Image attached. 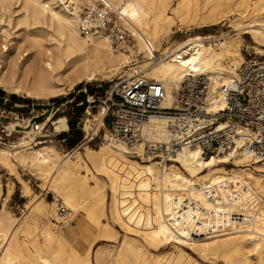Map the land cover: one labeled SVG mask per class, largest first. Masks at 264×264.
<instances>
[{"label":"bare ground","instance_id":"bare-ground-1","mask_svg":"<svg viewBox=\"0 0 264 264\" xmlns=\"http://www.w3.org/2000/svg\"><path fill=\"white\" fill-rule=\"evenodd\" d=\"M11 1L0 0V11L7 10ZM93 1L21 0L15 25H23L31 52L24 51L17 60L7 59L8 47L0 43V89L31 100L66 96L82 83L122 72L132 66L135 60L131 58L141 55L144 61L138 67L142 69L133 74L145 73L164 86V108L175 107V91L186 77L195 75L208 79L206 110L224 108L220 90L244 63L238 42L225 36L214 39L215 43H211V37H190L164 48L155 59L153 51H158L161 40L173 33L176 19L172 15L184 24L181 8L176 6L169 13L170 0H106L121 10L134 42L132 47L113 50L105 39L88 42L78 32L80 5ZM217 1L226 6L233 0ZM211 3L212 0H202L201 8L196 5L193 24L197 28L214 25ZM258 12L236 22L234 31L249 30L257 45L255 54L263 57L264 50L258 47H264V3ZM105 112L102 107L92 115L93 120L86 121L84 130L91 129V121L95 122L94 130L102 126ZM50 120L47 117L40 128L47 127L54 134L68 131L65 117ZM150 124L154 137L160 140L164 120L154 117ZM30 125V119H26L25 127L19 121L5 126L7 132L23 128L26 132L15 144L0 148V168L18 180L23 197L33 194L28 183L19 178L18 168L41 179L42 187L52 192L55 199L44 205L40 204L39 194L31 198L32 219L41 220L44 225L42 244L36 239L29 241L31 250L16 237L18 218L9 216L3 206L0 208V264H91V245L83 253L71 248L51 220L58 218L55 202L60 201L72 214L84 202L87 225L83 233L92 241L110 238L112 229L101 220L108 218L106 188L111 194L110 218L152 249L174 243L190 247L202 258H221L227 264H264V163H249L236 150L205 158L199 147L187 146L171 157L174 164L136 162L127 147L113 141L106 128L105 143L99 148L85 147L83 153L73 150L60 154L42 142L29 146L34 140V134L28 131ZM230 161L234 168L222 167ZM134 243L122 241L104 264H197L177 246L176 255L150 257L141 243ZM95 262L100 264L96 251Z\"/></svg>","mask_w":264,"mask_h":264},{"label":"built area","instance_id":"built-area-1","mask_svg":"<svg viewBox=\"0 0 264 264\" xmlns=\"http://www.w3.org/2000/svg\"><path fill=\"white\" fill-rule=\"evenodd\" d=\"M77 29L86 41L105 39L113 50L129 46L132 37L123 20L121 10L106 0H94L78 12ZM154 52L157 59L158 52ZM205 75L186 77L174 93L173 108H164V86L142 74L119 77L104 98L105 119L113 141L122 143L132 158L156 160L166 165L182 146L199 147L203 157L218 152L236 150L249 163H264V60L242 63L235 75L220 90L224 108L208 112ZM49 104V103H48ZM44 111L47 105H34ZM54 108L51 101L48 105ZM164 120V135L154 137L151 118ZM1 118V116H0ZM39 118L33 119L28 131L34 134L32 144L47 127L40 128ZM24 122V120L22 119ZM21 121V122H22ZM22 131L7 132L0 123V146L10 147V137ZM60 223H70L61 204L57 209Z\"/></svg>","mask_w":264,"mask_h":264},{"label":"rangeland","instance_id":"rangeland-1","mask_svg":"<svg viewBox=\"0 0 264 264\" xmlns=\"http://www.w3.org/2000/svg\"><path fill=\"white\" fill-rule=\"evenodd\" d=\"M241 1L242 0H233L230 3H227L225 6L219 3L217 0H212L211 6H213L214 8V25L204 28H197V25L193 24V20L194 18H196V5L197 7L201 8L202 0H170L168 12L170 13V11L176 6L181 8V14L184 18V24L181 25L182 23L180 24V22H178L177 17L172 15L173 18L176 19L174 22V24H176L173 25V33L169 34L168 37L161 40V46L156 52H158V54L160 55L164 48L172 45H177L190 37H211V43H215L214 39L225 36L224 38L229 41L235 40V42H238L241 48V55L244 59V62H256L264 60V56L258 57V55L255 54L256 51L254 50V48L257 47V45L254 43L249 30H243L241 32L234 31V25L236 22L247 20L259 13L258 10L263 5L264 0H249L250 2H248V4ZM20 2L21 0H12L7 10L5 9L4 11H0V19H2L0 20V43H6L8 47V52L6 55L7 59L11 58L17 60L19 59L20 54L24 51V53L31 52V50L27 47L25 38L26 33L24 31L23 25H15L16 18L21 13ZM85 3L86 2H84L83 5H80V9H82V7L86 5ZM244 31H246V33H244ZM133 44L134 42L132 40L129 46L132 47ZM258 48L264 50V47ZM133 59L135 61L132 62V66L123 69L122 72L116 73L112 76L109 75V78L104 80L82 83L69 91V94L66 96H59L47 100H31L22 98L18 95L10 94L0 89L1 93H3L2 95H0V123L4 126H7L8 123L19 121L24 126V122L22 121V119L24 121L26 119H30L32 123L33 119L39 118L38 121L43 123L49 116L51 117V122L58 117H65L68 125L67 132L54 134L52 133V131L44 130L42 134L47 136L42 137L38 140H40L42 144L52 146L60 154H66L72 152L73 150L83 153L85 147L97 149L105 143L104 129H108V120L105 119L103 121V125L98 129L95 128V130V122L91 121V129L87 132L84 130V125L87 120H93L92 115L97 114L99 110L102 109V107H105L103 102L106 96V92H108L110 87L117 82L119 77H130V75H132L135 70L139 71L142 69V67H138L143 64L144 59L142 58V56L138 55L134 58H131V60ZM131 68L135 69L132 70ZM140 74L149 79L145 73ZM51 101H54L55 103L54 108L48 106ZM34 105H47L45 106L47 108H43L45 109L44 111L40 109L37 110ZM50 121H48V123H50ZM48 123L46 124L47 126ZM21 131L24 134V132H26V129L23 128L21 129ZM23 134L10 137L9 140H13V142L11 141V144H15L18 139L23 136ZM77 134L80 135V141L78 143L74 141ZM32 143L34 142H30L28 143V145L33 146L34 144ZM40 146L44 145H38L37 147ZM1 147L8 148L5 146H0V148ZM132 159L136 162H141L139 159ZM152 161L156 162V160ZM169 164L174 163H166V165ZM222 167H224L225 169H230L234 168V165L232 164V161H230L229 163L222 165ZM17 174H19L20 179L28 183L31 194H33V196H37L39 194L37 197L40 200V204L47 205L48 203L54 201V194L48 190L45 191L44 187H42L43 181L41 179L35 177L34 175H32V173L23 168H18ZM0 181V208H2L3 206L9 216L15 219L18 218L17 220L19 229L17 231L16 237L20 241H24L27 244L28 249L30 250L31 248L29 245V241L31 240L36 239L38 244L41 245L43 241L41 233L44 229V225L41 220L35 221L34 219H32L33 202L31 198L33 196L30 195V198L27 197L28 199L26 197H23L18 180L14 176L11 177L6 172V170H2L1 168ZM89 184L94 186L93 181H90ZM105 195L107 206L106 212L108 218L101 220L110 225L112 229V236L110 235V238L96 239L95 241H92V238L87 237L83 233V229L87 225V218L85 210L83 209V207H85L86 205L81 201V199H79V201L82 202L80 205L81 208L76 214H72L65 208L66 212L69 214L70 223L64 225L59 222L58 218L57 221L51 220V222L55 226V229L64 236V239L71 248L77 250L80 253H83L88 245H91V264H96L95 251L97 254H99L100 264H104V262L108 260L109 257L114 256V254L119 249L122 241H134L136 242L134 244L141 243L144 246V249L149 252L150 257H155L158 254L176 255L178 247L195 263L197 262V264H227L221 258H214L210 256L202 258L186 245L170 243L165 244L160 248H157L156 250L150 248L143 240L128 235L129 233L126 232L124 228H122L118 223L116 224V222L110 218L108 208L111 194L110 190L107 188ZM55 204L56 205L54 209L55 213L57 214V209L58 206L61 205V202L58 201L55 202ZM254 257L255 256L252 255L251 258L254 259ZM112 264L120 263L113 261ZM136 264H140V262L137 261Z\"/></svg>","mask_w":264,"mask_h":264},{"label":"trees","instance_id":"trees-1","mask_svg":"<svg viewBox=\"0 0 264 264\" xmlns=\"http://www.w3.org/2000/svg\"><path fill=\"white\" fill-rule=\"evenodd\" d=\"M2 94H3V93H1V91H0V95H2ZM74 141H75L76 143H78V142L80 141V135H79V134L76 135ZM74 141H73V142H74Z\"/></svg>","mask_w":264,"mask_h":264}]
</instances>
